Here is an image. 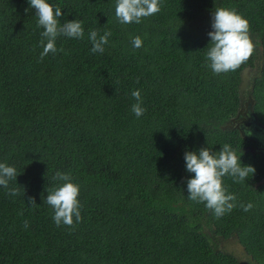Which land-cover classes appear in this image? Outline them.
<instances>
[{"label":"trees","instance_id":"16d2710c","mask_svg":"<svg viewBox=\"0 0 264 264\" xmlns=\"http://www.w3.org/2000/svg\"><path fill=\"white\" fill-rule=\"evenodd\" d=\"M47 2L62 9L61 23L82 21L84 37H58L63 51L41 61L29 0H0V163L16 168L9 188L19 190L0 186V264H239L221 246L228 236L264 264V156L235 125L249 77L264 122V0H161L158 13L126 25L116 0ZM217 7L247 19L255 45L219 75L206 60ZM92 30L111 32L103 54L91 52ZM225 143L256 171L243 183L224 177L237 206L217 219L188 198L184 154ZM57 171L80 185L82 220L72 227H58L45 200L63 183Z\"/></svg>","mask_w":264,"mask_h":264},{"label":"clouds","instance_id":"9594fccd","mask_svg":"<svg viewBox=\"0 0 264 264\" xmlns=\"http://www.w3.org/2000/svg\"><path fill=\"white\" fill-rule=\"evenodd\" d=\"M30 7L35 9L38 17V27L42 28V40L40 44L43 51L40 53L41 61L49 53L55 54L63 51L57 49L56 40L60 36L83 39L84 28L80 20L60 22L62 9L54 7L47 0H29ZM161 10V0H116L115 16L121 24L141 23L143 18H148ZM212 31L210 47L206 53L208 67L213 74H227L237 71L242 64L253 55L255 45L250 34V23L239 14L235 8L217 7L212 13ZM111 32L105 31L103 35L96 30L89 32L88 39L92 44V53L105 51V45L109 42ZM46 41V43H45ZM142 39L136 36L132 40L134 48L142 46ZM137 101L132 105V112L140 117L146 111L141 107L142 100L139 90L131 93ZM248 135L251 131L245 129ZM186 171L194 176L187 180L188 198L191 201L203 203L214 216L219 219L226 213H230L236 206L237 197L230 194L224 186V177L228 176L235 183H243L255 173L251 165H242L241 155L230 144H223L218 152L212 149L201 148L197 151H186L184 154ZM17 170L14 166L0 163V186L8 189V195H19L17 188H9V182L16 180ZM54 180L63 183L47 191L46 203L53 210V221L59 227L65 225L72 227L74 223L82 220L81 203L79 200L80 185L74 183L69 174L57 171ZM30 205H37L33 198H29ZM243 211L248 212L253 208L251 202L239 205ZM23 215V212H20ZM24 227L29 226L25 220Z\"/></svg>","mask_w":264,"mask_h":264},{"label":"flooded vegetation","instance_id":"af4514ba","mask_svg":"<svg viewBox=\"0 0 264 264\" xmlns=\"http://www.w3.org/2000/svg\"><path fill=\"white\" fill-rule=\"evenodd\" d=\"M249 82L251 79L249 77L248 82H243V96L242 105L238 114L235 118V123L242 131V134L246 135L249 139L253 141L252 145H249V148L255 152H259L264 156V122L258 117V114L254 111L256 100L250 93ZM246 94L251 95L249 101L246 102ZM245 129L251 131L252 135H248ZM235 242V243H234ZM222 248H225L228 251L234 252L237 257L239 264H261L253 259L243 243L236 236H228L221 240Z\"/></svg>","mask_w":264,"mask_h":264},{"label":"rangeland","instance_id":"374dc122","mask_svg":"<svg viewBox=\"0 0 264 264\" xmlns=\"http://www.w3.org/2000/svg\"><path fill=\"white\" fill-rule=\"evenodd\" d=\"M260 63V61L258 60V64ZM257 64V65H258ZM249 97H252L251 95H248V94H246V102H248L249 101ZM237 123V122H236ZM236 125V124H235ZM251 149H253V148H251ZM235 243V242H234Z\"/></svg>","mask_w":264,"mask_h":264},{"label":"water","instance_id":"95a60500","mask_svg":"<svg viewBox=\"0 0 264 264\" xmlns=\"http://www.w3.org/2000/svg\"><path fill=\"white\" fill-rule=\"evenodd\" d=\"M243 86H244V85L241 86V90H240V91H241V95H242V97H244V96H243Z\"/></svg>","mask_w":264,"mask_h":264}]
</instances>
